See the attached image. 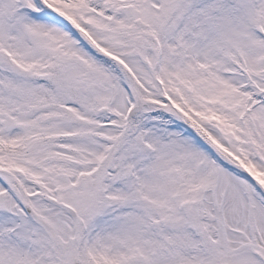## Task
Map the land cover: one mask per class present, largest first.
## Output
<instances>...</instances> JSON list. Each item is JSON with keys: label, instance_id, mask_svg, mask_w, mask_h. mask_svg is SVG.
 <instances>
[{"label": "snow or ice", "instance_id": "snow-or-ice-1", "mask_svg": "<svg viewBox=\"0 0 264 264\" xmlns=\"http://www.w3.org/2000/svg\"><path fill=\"white\" fill-rule=\"evenodd\" d=\"M0 264H264V0H0Z\"/></svg>", "mask_w": 264, "mask_h": 264}]
</instances>
